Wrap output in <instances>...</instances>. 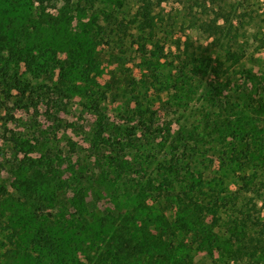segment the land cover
Masks as SVG:
<instances>
[{
	"label": "trees",
	"instance_id": "16d2710c",
	"mask_svg": "<svg viewBox=\"0 0 264 264\" xmlns=\"http://www.w3.org/2000/svg\"><path fill=\"white\" fill-rule=\"evenodd\" d=\"M8 1L0 0V5ZM139 1V26L154 34L157 25L149 24L148 15L170 0ZM168 19L171 23L161 24L169 34L176 21ZM192 22L202 24L196 18ZM210 26V31H220L215 22ZM174 42L179 47L180 41ZM188 43L186 50L179 47L172 53L170 73L164 78L155 70L158 49L146 68H139L144 92L151 94L142 100L137 91L131 92L133 105L119 113L126 117L124 123L102 121L113 85L92 77L96 63L84 43L67 51L65 59L51 61L59 68L54 85L35 86L22 78L18 67L11 73L0 69L2 105L19 93V101L38 111L49 105L52 92L58 93V105L61 96L77 94L81 109L100 117L86 140L87 155L79 152L75 163L72 152L77 145L70 141L68 172L61 157L26 156L22 163L28 166L25 171L20 167L13 192L0 181V264H196L194 249L205 251L214 263L217 254L222 258L217 264H264V218L252 216L246 197L253 194L264 209V126L241 129L225 112L205 107L194 121L183 116L202 80L220 79L223 72L221 63L196 54ZM6 46L0 37V49L14 54L12 46ZM44 54L28 50L24 66L35 72L37 56ZM224 58L236 65L244 58L243 47L229 48ZM49 68L43 70L46 75L52 72ZM224 74L221 83L228 86L237 72ZM77 80L84 86H74ZM13 142L21 150L28 144L20 137ZM211 170L214 176L209 179ZM234 173L241 183L231 192L224 178ZM104 198L110 207L95 205L93 199ZM222 208L220 234L213 226Z\"/></svg>",
	"mask_w": 264,
	"mask_h": 264
},
{
	"label": "rangeland",
	"instance_id": "374dc122",
	"mask_svg": "<svg viewBox=\"0 0 264 264\" xmlns=\"http://www.w3.org/2000/svg\"><path fill=\"white\" fill-rule=\"evenodd\" d=\"M179 1L170 0L148 15L149 24L157 25L154 34H151L149 27L142 29L139 26V0H46L43 3L38 0H9L7 4L0 5V37L8 43L7 49L12 46L14 54L0 49L3 51L0 52V69L11 73L18 67L22 78L31 79L35 86L45 83L54 85L59 68H55L51 61L65 59L67 51L84 43V48L92 50L96 63L92 77L99 84L113 85V94L108 99V109L102 121L124 123L127 119L119 113H123L128 105H133L131 92L137 91L142 100L146 99L145 95L151 94L144 92L145 80L140 76L139 68H146L148 59L158 49L156 53L160 64L155 70L157 75L165 77L170 73L172 53H177L179 47L180 51L186 50V43L189 42L196 54L210 55L214 63H221L223 72L220 79L206 76L202 80L183 116L194 121L205 107L217 113L225 112L232 119L233 126L241 129L244 126L251 129L264 126V0ZM158 15H162L165 21L160 22ZM168 18L176 21L169 34L162 26L171 23ZM194 18L202 24L195 26L192 22ZM214 22L220 26L217 33L209 30ZM120 23L127 32L117 26ZM177 40L180 41L179 47L174 45ZM242 47L244 58L239 63L233 65L232 61L225 60L226 50H241ZM28 50L36 54L45 52L44 56H37L32 67L35 72L23 63ZM8 59L11 70L6 66ZM46 68L51 69L50 75L43 72ZM225 71L237 72L228 86L221 83L227 77ZM79 83V80L72 81L74 86ZM80 85L84 86V83ZM208 89L211 90L209 94L206 93ZM159 93L164 95L162 91ZM49 96V105L33 111L31 107H26V100L19 101V93L2 105L5 97L0 93V181L10 192L14 191L13 182L20 167L24 165L25 171L28 166V162L22 163L26 156L61 157L68 172L70 168L65 158L71 150L70 141L77 145L72 152V163H75L79 152L83 153V157L87 155L83 152L86 140L95 132L94 127L100 117L93 115L89 108L81 109V99L77 94L70 98L61 96V105L57 104L60 101L58 93L52 92ZM238 119L244 123H239ZM14 137L28 141L24 150L15 145ZM206 176L211 179L214 172ZM237 178L235 173L232 178H224L231 192L241 183ZM103 196L106 197L105 194ZM246 197L252 216L264 218L262 203L251 193ZM89 198L92 200L93 195ZM93 200L99 208L110 207L105 198ZM217 217L213 228L222 234L223 208ZM192 252L196 264L222 262L217 254L214 255V263L205 251L194 249ZM239 264L250 263L244 261Z\"/></svg>",
	"mask_w": 264,
	"mask_h": 264
}]
</instances>
